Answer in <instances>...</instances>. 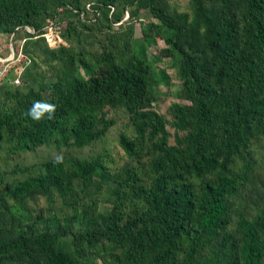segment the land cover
Listing matches in <instances>:
<instances>
[{
  "label": "trees",
  "instance_id": "trees-1",
  "mask_svg": "<svg viewBox=\"0 0 264 264\" xmlns=\"http://www.w3.org/2000/svg\"><path fill=\"white\" fill-rule=\"evenodd\" d=\"M131 6L156 20L141 42L129 28L122 41L93 39L122 24ZM188 6L0 0V34L23 32L18 51L26 41L33 47L21 84H10L8 73L0 79V144L12 154L52 146L63 155L60 164L56 154L0 170V264H264L253 147L264 138V0ZM156 39L165 44L159 55L176 62L186 101L169 105L170 120L152 108L166 77L145 55ZM37 53L48 65L41 73ZM37 100L56 104L52 119L26 115ZM106 107L121 108L132 130L116 136L125 160L114 169L101 154L67 151L106 135L114 125ZM101 191L107 209L93 197ZM37 198L44 206L27 210Z\"/></svg>",
  "mask_w": 264,
  "mask_h": 264
},
{
  "label": "rangeland",
  "instance_id": "rangeland-1",
  "mask_svg": "<svg viewBox=\"0 0 264 264\" xmlns=\"http://www.w3.org/2000/svg\"><path fill=\"white\" fill-rule=\"evenodd\" d=\"M86 2V0H82ZM171 6H174L178 11L189 12L188 0H167ZM129 14V17L123 21L120 25H113L110 29L111 32L103 33V31L95 34L93 38L95 41L103 37V34H110L112 39L119 41L124 40L126 35H128L130 30V39L133 40L136 45L141 42L142 30H146L150 23L156 22L145 9H137L134 6L128 8V13H124V18ZM129 28V30H128ZM23 36V32H19L18 37L10 38L7 34H0V59H4L0 62V79L8 73V80L10 84H15L17 79V84L20 83L19 75L24 69V66L30 63V51L33 50L32 44L30 42H25V53L19 52L22 40L20 37ZM89 39V38H88ZM82 41L83 46H90ZM129 39V40H130ZM9 43L12 47L13 55L9 52ZM97 44L90 46L92 49L95 48ZM165 44L161 39H156L155 42L148 41L144 46L145 55L148 61L151 62L154 73H157L158 78H160V72H163L166 76L164 81L157 80L155 89V98L152 102V108L158 113L162 114L166 119L171 118L168 107L171 103H181L184 104L186 101L182 98L180 92V79L176 74V62L172 60L171 57L159 55V49L163 48ZM77 47L74 46V50ZM16 49V50H15ZM35 61L40 64L43 56L41 53H37V56H33ZM6 59V60H5ZM51 64H53L51 62ZM57 68L61 66L59 63L55 64ZM47 63H41L37 72L41 73L47 70ZM10 73H9V72ZM1 83V81H0ZM1 97V94H0ZM106 117L114 119V125L109 129L106 135L97 142L90 144L87 147L80 149L68 148V154L71 156L78 157H89L95 154H101L105 163L114 169L118 167L124 160L125 157L116 143V136L119 132L124 131L129 135L132 134L131 126L127 119L126 114L121 108H107L105 109ZM167 130L172 133L173 129L168 125ZM172 138H170L171 141ZM254 156L257 160V172L258 180L256 185L260 192H264V138L253 141ZM63 149L59 151L62 153ZM57 154L56 150L52 146L41 147L34 149L32 151H26L21 153H9L6 151V145L4 143L0 144V170H10L14 165H36L39 162L46 160L50 157H54ZM10 176L5 177V181H8ZM97 201V207L99 209H107L110 205L107 195L104 192H97L93 195ZM27 210L31 212H36L42 206H44L43 198H37L30 200L26 203Z\"/></svg>",
  "mask_w": 264,
  "mask_h": 264
},
{
  "label": "clouds",
  "instance_id": "clouds-1",
  "mask_svg": "<svg viewBox=\"0 0 264 264\" xmlns=\"http://www.w3.org/2000/svg\"><path fill=\"white\" fill-rule=\"evenodd\" d=\"M56 107L57 106L54 103L37 100L32 103L31 107L27 110L26 115L34 121H40L45 117H47L48 119H52L56 112ZM53 163H63V155L57 154L54 157Z\"/></svg>",
  "mask_w": 264,
  "mask_h": 264
},
{
  "label": "built area",
  "instance_id": "built-area-1",
  "mask_svg": "<svg viewBox=\"0 0 264 264\" xmlns=\"http://www.w3.org/2000/svg\"><path fill=\"white\" fill-rule=\"evenodd\" d=\"M47 36V35H46ZM9 52H10V55L12 56L13 53H12V47H11V44L9 43ZM4 60V59H3ZM2 59H0V62L3 61ZM6 60V59H5ZM15 83H17V80H15Z\"/></svg>",
  "mask_w": 264,
  "mask_h": 264
}]
</instances>
